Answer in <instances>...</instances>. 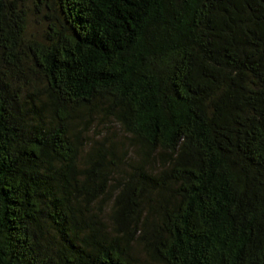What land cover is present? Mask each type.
Returning a JSON list of instances; mask_svg holds the SVG:
<instances>
[{
    "label": "trees",
    "instance_id": "1",
    "mask_svg": "<svg viewBox=\"0 0 264 264\" xmlns=\"http://www.w3.org/2000/svg\"><path fill=\"white\" fill-rule=\"evenodd\" d=\"M0 264H264V0H0Z\"/></svg>",
    "mask_w": 264,
    "mask_h": 264
},
{
    "label": "rangeland",
    "instance_id": "2",
    "mask_svg": "<svg viewBox=\"0 0 264 264\" xmlns=\"http://www.w3.org/2000/svg\"><path fill=\"white\" fill-rule=\"evenodd\" d=\"M26 2L32 6V0H26ZM43 28V24L41 22V19L39 17H34L33 15L30 17V30L33 31V33L40 31V29Z\"/></svg>",
    "mask_w": 264,
    "mask_h": 264
}]
</instances>
